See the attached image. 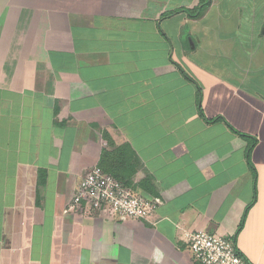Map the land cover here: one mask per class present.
<instances>
[{"label":"crops","instance_id":"0c3cea01","mask_svg":"<svg viewBox=\"0 0 264 264\" xmlns=\"http://www.w3.org/2000/svg\"><path fill=\"white\" fill-rule=\"evenodd\" d=\"M200 5L0 0V264H264V7ZM106 154L151 221L68 211Z\"/></svg>","mask_w":264,"mask_h":264},{"label":"built area","instance_id":"2783aa9c","mask_svg":"<svg viewBox=\"0 0 264 264\" xmlns=\"http://www.w3.org/2000/svg\"><path fill=\"white\" fill-rule=\"evenodd\" d=\"M156 198L136 194L121 181L93 168L82 180L68 211L79 210L86 216L98 215L112 221H151L159 206ZM184 239L200 264H252L232 240L204 231L186 232Z\"/></svg>","mask_w":264,"mask_h":264},{"label":"trees","instance_id":"16d2710c","mask_svg":"<svg viewBox=\"0 0 264 264\" xmlns=\"http://www.w3.org/2000/svg\"><path fill=\"white\" fill-rule=\"evenodd\" d=\"M209 6H210V0H201V5H200L199 9L195 11V15L194 16L191 15V12H189V14L195 18L202 17L205 14V12L207 11V9L209 8ZM218 119L219 118H217L216 120H218ZM237 134H239L240 136L244 137L245 139H247L249 141L248 152L251 153V151L254 149V147L256 145V140L247 136V135H243V134L238 133V132H237ZM119 155H121V153H119ZM111 157H112L111 154H108V155L106 154L102 158V162L100 164V167L102 168L103 172L105 174L110 175V176L114 177L115 179L121 181L122 183L128 185V182L131 181L132 176L135 175L137 170L136 169L133 170L131 172V175L128 177L127 175L120 173V170L117 168L118 167L117 165H115V164L111 165V164H109V162H107V160Z\"/></svg>","mask_w":264,"mask_h":264},{"label":"rangeland","instance_id":"374dc122","mask_svg":"<svg viewBox=\"0 0 264 264\" xmlns=\"http://www.w3.org/2000/svg\"><path fill=\"white\" fill-rule=\"evenodd\" d=\"M256 1V3H257V5L259 6V7H264V0H255ZM259 16H261L260 14H259ZM262 17H263V15H262ZM262 17H259V18H262ZM261 29H263L262 27H259V30L261 31Z\"/></svg>","mask_w":264,"mask_h":264}]
</instances>
